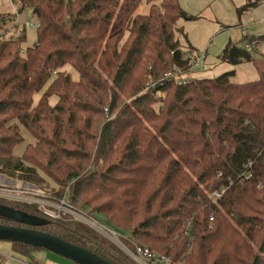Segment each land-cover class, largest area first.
<instances>
[{"label": "trees", "instance_id": "1", "mask_svg": "<svg viewBox=\"0 0 264 264\" xmlns=\"http://www.w3.org/2000/svg\"><path fill=\"white\" fill-rule=\"evenodd\" d=\"M258 1L239 7L237 15ZM11 3L17 12L0 14V174L42 185L36 168L44 169L33 164L41 152L48 165L64 164L57 196L82 199L155 252L183 264H264V56L254 59L251 44L229 42L220 62L254 63L257 81L236 83L233 71L212 79L189 76L177 24L199 17L179 0ZM144 3L148 12L142 14ZM25 11L38 25L37 42L27 49L25 26L16 39L3 36ZM259 42L264 35L251 39ZM67 66L78 72L77 81ZM176 68L181 73L173 75ZM123 95L129 100L121 104ZM102 114L90 154L82 143L76 150L61 146L64 133L80 140ZM20 127L35 146L17 158ZM91 159L105 164L91 168L85 164ZM215 191L223 192L216 202ZM0 204L43 217L31 205ZM47 220L37 228L2 217L0 224L38 229L109 262L136 264L83 223ZM11 243L22 253L39 248Z\"/></svg>", "mask_w": 264, "mask_h": 264}, {"label": "rangeland", "instance_id": "2", "mask_svg": "<svg viewBox=\"0 0 264 264\" xmlns=\"http://www.w3.org/2000/svg\"><path fill=\"white\" fill-rule=\"evenodd\" d=\"M254 1L255 0H179L180 6H182L188 14L199 16L195 21L180 19L177 24V28L182 27L184 35H186L185 37L181 33H176L182 48L192 53L194 57L203 55V59L198 62L195 70L192 71L193 73L189 76L212 79L233 71L234 76L231 79L236 83L254 82L259 79V73L254 63H243L235 66L222 63L219 60V56L225 50L224 48L229 42L240 48H246L247 44H251L253 48L251 54L254 59L264 56V42H259L256 46L254 43H251V39L255 38V36L264 35V0H259L257 5H254L253 8L244 12L240 17L237 15V9H239V7ZM17 7V4H12L11 0H0V14H15V12H17ZM138 12L142 14L148 12V7L145 3L140 6ZM18 18L19 22L16 21L14 26L13 24L6 25L3 36L9 39H16L23 30V26H25L26 42L23 47L24 49L31 48L37 42V28L30 24H37V17L33 15L31 11H25ZM26 21L29 22L27 25ZM63 69L69 71L73 80L77 81L79 77L78 72L69 66ZM108 83L112 84L110 78L108 79ZM128 91L129 88L127 87L125 93ZM40 96L41 93H36L34 95L33 100H35V103ZM159 96L165 98L164 93H160ZM121 97V104L129 100V97L125 95ZM50 99L51 104H55L58 100L55 96ZM158 107V104L155 105V109H158ZM94 116L93 121L95 123L92 129L87 132L86 136L78 140L72 136V132L70 135L69 132L64 133L62 138L65 137L66 141L64 145L61 146L76 150V145L82 143L87 145V153L90 154L91 148L94 146V141L97 139L96 136L100 131V129L97 128L99 122L96 121H100L104 117L103 114L101 116ZM20 130L24 140L13 151L14 156L17 158L23 155L27 146H35V139L29 134L28 130L24 127H20ZM42 149V151H49L48 147H43ZM33 159L35 160L33 161L34 165L37 163L44 169V171H42L40 167L36 168L37 173L43 181L42 183L45 184L48 189L52 186L58 189L57 180L63 178V173L58 169V166H63L64 164L51 165L50 163V165H48L47 160L43 157L41 152L35 154ZM85 164H88L91 168L93 165L103 167L105 162L102 160L98 162L97 159H95V161L91 159L85 161ZM6 183H22V185L29 186L24 180L19 181L8 175L0 174V185H6ZM75 203L93 210L91 206H85L86 204L82 199H77ZM104 223L110 226L106 221H104ZM119 229L123 232L131 233L129 229L126 230L121 227H119ZM137 241L141 244H145L143 241ZM253 249L256 252L257 248L255 247ZM0 261L3 264H78L69 258L66 259L54 252L52 253L42 248L33 249L28 253L19 252L14 250L10 241H0Z\"/></svg>", "mask_w": 264, "mask_h": 264}, {"label": "built area", "instance_id": "3", "mask_svg": "<svg viewBox=\"0 0 264 264\" xmlns=\"http://www.w3.org/2000/svg\"><path fill=\"white\" fill-rule=\"evenodd\" d=\"M29 22L26 21V25ZM33 26H38L30 24ZM249 48V47H248ZM250 49V48H249ZM190 71H194L198 62L203 59L202 56H196L188 51L185 56ZM180 74L179 68H176L175 74ZM171 74L168 75L170 77ZM160 95V93H158ZM26 184V183H25ZM27 185V184H26ZM22 185V183H12L0 185V201L12 202L17 204H26L37 207L43 217L47 219H62L70 218L76 222L83 223L94 232H98L108 242L118 247L126 257H129L136 264H183V260L176 261L165 254L157 253L149 246L141 244L130 232H123L114 225L107 226L104 221L108 223L105 217L94 212L92 209L84 206H79L75 201H72L68 194L60 197L56 193L58 189L47 188L45 184L42 185ZM222 191H215L211 198L216 202L222 196ZM42 217V218H43ZM43 218V219H45ZM188 222V226H190ZM190 228L187 227L185 235H190Z\"/></svg>", "mask_w": 264, "mask_h": 264}, {"label": "water", "instance_id": "4", "mask_svg": "<svg viewBox=\"0 0 264 264\" xmlns=\"http://www.w3.org/2000/svg\"><path fill=\"white\" fill-rule=\"evenodd\" d=\"M0 217L13 220L19 224L37 228L48 224L47 219L29 215L24 211L15 210L0 204ZM0 241L28 244L34 248H42L56 253L78 264H116L109 262L91 251L80 248L69 242L28 227L5 226L0 224Z\"/></svg>", "mask_w": 264, "mask_h": 264}, {"label": "crops", "instance_id": "5", "mask_svg": "<svg viewBox=\"0 0 264 264\" xmlns=\"http://www.w3.org/2000/svg\"><path fill=\"white\" fill-rule=\"evenodd\" d=\"M192 16H194V15H192ZM196 16H197V15H196ZM198 17H199V16H198ZM257 44H258V43H256L255 46H256ZM247 45H248V44H247ZM29 134H30V133H29Z\"/></svg>", "mask_w": 264, "mask_h": 264}]
</instances>
